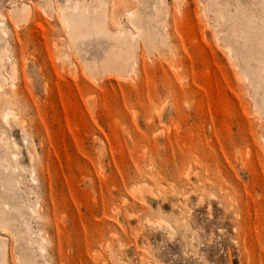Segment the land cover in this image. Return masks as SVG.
<instances>
[{"label": "rangeland", "instance_id": "1", "mask_svg": "<svg viewBox=\"0 0 264 264\" xmlns=\"http://www.w3.org/2000/svg\"><path fill=\"white\" fill-rule=\"evenodd\" d=\"M105 1L111 31H138L128 11L139 0ZM248 1L149 3L156 40L139 38L135 65L115 68L104 66L114 40L76 51L64 0H0V170L18 166L35 211L11 223L41 235L49 264H264V58L243 63L225 35L237 7L262 12ZM0 196L12 198L1 181ZM0 233L19 264L12 231Z\"/></svg>", "mask_w": 264, "mask_h": 264}, {"label": "bare ground", "instance_id": "2", "mask_svg": "<svg viewBox=\"0 0 264 264\" xmlns=\"http://www.w3.org/2000/svg\"><path fill=\"white\" fill-rule=\"evenodd\" d=\"M97 1V4L91 5V3H88L86 0H77L75 2L67 0L66 3L64 0V4L61 2V5H59L61 16L68 26L73 46L77 51L80 47L79 43L82 44V41L86 38H109L116 42V50L112 48V50L108 52L106 60L104 61V66L115 68L132 66L134 64L133 54L134 49L137 47V40L142 38L146 43L156 40L155 30L157 29L153 25L154 22L149 18L151 14L149 15L147 12L149 3L153 2L154 7L160 6L159 10H161L166 6L164 0H139L140 7L128 11L129 19L138 28L136 32L131 29L111 31L107 26V16L104 11L106 1ZM253 1L254 0L248 1L247 5H251ZM258 2L262 6L261 13H250L244 8L237 7V20L233 23L227 21L229 32L226 31L225 35L228 37L231 54L239 56L240 60L245 64L251 61L257 63L264 58V0H258ZM218 7V0H207L205 5V8L208 10H215ZM29 9L30 7L28 5H24L23 7L12 9V13L15 18H20L23 14L28 13ZM158 14L159 11H157V15ZM4 20L5 18L0 20V43L5 41V37L8 33L4 27ZM112 45L114 44L112 43ZM7 53L6 49V57L10 61V73L12 74L16 72L17 65ZM4 55L0 53V79L7 80L5 74L1 72V66L5 60ZM92 63L98 66L96 59ZM256 76L254 71H248L247 78L255 85L254 91L258 93L260 91V84H257L258 82L255 79ZM4 117L7 122L12 123L17 120L18 115L13 109H9L5 112ZM9 147V140L0 133V148L5 151L7 148L9 149ZM11 156L17 159L18 153L13 151ZM4 161L9 163L7 165L2 164L1 166V187L6 194H11L12 198L10 200L7 196H0V227L4 226L12 231L16 239V245L20 247L17 252L19 264H39L40 262L37 260L38 257L43 260V264H49L44 255L45 248L38 244L37 237L41 235L38 232H32L26 221L20 226L11 223L12 212H16L20 214V216H23V209L28 208L32 212H34L35 209L28 203L22 188H20L22 181L21 177L16 173L18 166H12L11 170L10 166L12 163L7 158ZM10 172L12 173L9 174ZM27 237L30 238L26 239ZM27 241L28 244L31 245L37 243V249L25 248V243ZM9 249L7 239L0 233V264H7Z\"/></svg>", "mask_w": 264, "mask_h": 264}]
</instances>
